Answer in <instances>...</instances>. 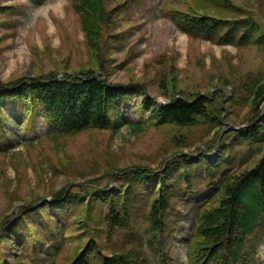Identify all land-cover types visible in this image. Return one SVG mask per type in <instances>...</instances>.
Listing matches in <instances>:
<instances>
[{
  "label": "rangeland",
  "instance_id": "1",
  "mask_svg": "<svg viewBox=\"0 0 264 264\" xmlns=\"http://www.w3.org/2000/svg\"><path fill=\"white\" fill-rule=\"evenodd\" d=\"M100 1L102 15L86 11L82 0H0V83L94 73L139 84L118 105L116 130L62 134L41 115L10 126L13 134L0 140V261L42 262L28 253L35 237L59 247L51 255L55 264H70L85 245L131 251L155 264L145 236L149 208L141 204L154 193L143 179L130 184L138 202L126 226L109 221L103 195L123 193L125 175L140 168L173 166L176 175L213 184L224 173L253 167L264 153V144H251L237 130L252 121L264 97V0ZM204 14L252 19L258 28L246 42L239 40L242 27L233 43L219 44L179 27L181 19ZM228 30L224 24L217 37ZM201 93L211 100L208 115L193 124L160 123L153 114L162 102ZM4 107L22 119L16 103ZM183 156L188 163L178 161ZM59 193L66 195L58 199ZM222 195L204 208L218 205ZM173 204L170 264H189L196 244L188 246L184 237L193 232L194 210L180 199ZM19 235L27 252L19 250ZM257 244L255 263L264 264V236Z\"/></svg>",
  "mask_w": 264,
  "mask_h": 264
},
{
  "label": "trees",
  "instance_id": "2",
  "mask_svg": "<svg viewBox=\"0 0 264 264\" xmlns=\"http://www.w3.org/2000/svg\"><path fill=\"white\" fill-rule=\"evenodd\" d=\"M82 5L91 14L102 15L100 0H82ZM224 24L229 30L217 37ZM179 27L188 34L214 39L219 44H230L235 41V35L240 28L245 30L239 40L246 42L258 25L252 19L232 22L204 14L181 19ZM137 87L139 88L138 83L113 82L94 73L67 74L62 78L33 76L22 80L3 81L0 83V140L13 134L11 125L20 128L25 120H34L39 115L52 129L62 134L91 127L116 130L121 123L118 118V105L126 102L125 99H130L131 89ZM9 101L16 103V108L20 110V121L15 120L5 110L4 105ZM210 102V97L202 93L191 99L177 96L168 102H162L152 111L160 123L188 125L195 123L198 117L208 115ZM263 102L264 97L258 101L256 116L249 124L241 129H234L239 130L240 136L251 144H264V110L260 107ZM152 106L147 108L150 110ZM144 128V125L137 127L140 130ZM188 158L183 156L178 161L185 160L188 163ZM174 169L173 166L163 169L140 168L134 173H127L126 180L130 181L123 193L103 195L108 202L109 221L115 226H126L130 223L134 203L138 202V196L132 194L130 184L133 185L137 179H143L144 188L154 193L150 201L143 196L141 204L143 209L147 204L149 208L144 213L148 221L145 236L148 247L159 259L155 264H170L172 260L167 251V236L168 222L174 212L173 203L176 199L189 204L190 209L194 210L193 232L184 237L188 246L191 242L196 244L194 252L189 248V264H257V243L264 236V153L253 167L235 173H224L218 180L212 181L213 184H202L201 179L193 181L185 174L176 175ZM220 190H223V195L218 205L204 208ZM65 195L59 193L57 196L61 199ZM15 238L20 245L19 250L27 252V245L22 237L19 235ZM46 243L34 237L28 253L42 260L39 264H55V258L52 259L51 255L59 247L53 246L52 242L45 245ZM18 263L20 264V260L7 261L4 257L0 261V264ZM70 264L151 262L147 256L138 258L131 251L109 253L94 245H85Z\"/></svg>",
  "mask_w": 264,
  "mask_h": 264
}]
</instances>
